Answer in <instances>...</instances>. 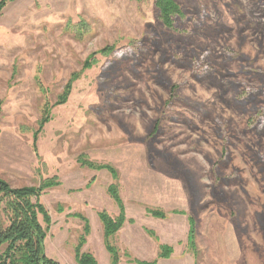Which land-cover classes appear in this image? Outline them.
Listing matches in <instances>:
<instances>
[{"label":"rangeland","instance_id":"obj_1","mask_svg":"<svg viewBox=\"0 0 264 264\" xmlns=\"http://www.w3.org/2000/svg\"><path fill=\"white\" fill-rule=\"evenodd\" d=\"M176 1L175 28L155 0L0 9V176L53 182L40 196L49 227L39 219L60 264H79L78 246L112 264L100 219L120 213L112 184L118 264H264V0Z\"/></svg>","mask_w":264,"mask_h":264},{"label":"trees","instance_id":"obj_2","mask_svg":"<svg viewBox=\"0 0 264 264\" xmlns=\"http://www.w3.org/2000/svg\"><path fill=\"white\" fill-rule=\"evenodd\" d=\"M8 1L12 0H0V9L4 7ZM155 5L160 11L162 23L168 28H175V18L183 15L180 4L176 0H155ZM109 49L110 48H105L100 52L105 54ZM92 64V60H87L84 68L90 67ZM81 72L82 71L74 72L72 74L69 83L66 85L64 92L58 97L59 99L56 104L65 103L68 100L73 88V83L80 77ZM175 90V86L173 85L171 87L172 96ZM44 111L45 114L42 115V124L50 120V108H46ZM83 162L91 167H97V169L108 168L113 175L118 176V171L110 164H94L87 160H83ZM52 184L53 182L45 180L39 186L23 185L14 187L9 181L0 176V250L3 246H6L4 251L0 254V264H60L58 261L46 255L44 245L47 229L51 223V217L44 204L40 201V196L44 188ZM109 191L119 205L120 213L114 218L106 211H102L100 212V219L104 229L105 243L112 255V264H118L120 261L119 252L118 249L112 245L111 237L116 234L125 223V207L115 184L110 186ZM152 212L159 217L165 216L160 210H153ZM40 215L43 216L44 221L47 223V228L42 225L39 219ZM83 219L86 220L85 229L86 232L89 233L90 224L85 217H83ZM192 223H194L193 220ZM190 241H193L192 234ZM84 242L85 238H82L80 245L82 246ZM172 252L173 248L171 246L161 245L158 257L169 258ZM76 258L79 264H100L92 253L81 252L80 246L76 249ZM135 261L139 264H157V262Z\"/></svg>","mask_w":264,"mask_h":264},{"label":"crops","instance_id":"obj_3","mask_svg":"<svg viewBox=\"0 0 264 264\" xmlns=\"http://www.w3.org/2000/svg\"><path fill=\"white\" fill-rule=\"evenodd\" d=\"M96 257V256H95Z\"/></svg>","mask_w":264,"mask_h":264}]
</instances>
